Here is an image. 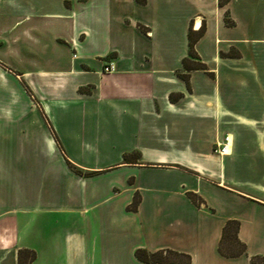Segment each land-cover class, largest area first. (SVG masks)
<instances>
[{
  "label": "crops",
  "instance_id": "obj_1",
  "mask_svg": "<svg viewBox=\"0 0 264 264\" xmlns=\"http://www.w3.org/2000/svg\"><path fill=\"white\" fill-rule=\"evenodd\" d=\"M21 250L264 264V0H0V264Z\"/></svg>",
  "mask_w": 264,
  "mask_h": 264
},
{
  "label": "trees",
  "instance_id": "obj_2",
  "mask_svg": "<svg viewBox=\"0 0 264 264\" xmlns=\"http://www.w3.org/2000/svg\"><path fill=\"white\" fill-rule=\"evenodd\" d=\"M195 38L193 39L191 34H189V56L194 57L195 53L193 51V44H194ZM230 226V223L228 224ZM224 229L223 232V238L221 241V244L219 246V251L222 254H225L226 256H239L244 252V245L240 244L238 240L236 239V236L234 234H230L233 230H236V228L228 227ZM235 228V229H234ZM229 242V244L232 247L237 248L234 253H226L224 251V243ZM136 258L144 263L147 264H190V258L187 255L176 253V252H155V253H149L145 250H137L135 252ZM35 259V254L33 251L30 250H21L18 252V264H32V262Z\"/></svg>",
  "mask_w": 264,
  "mask_h": 264
},
{
  "label": "rangeland",
  "instance_id": "obj_3",
  "mask_svg": "<svg viewBox=\"0 0 264 264\" xmlns=\"http://www.w3.org/2000/svg\"><path fill=\"white\" fill-rule=\"evenodd\" d=\"M53 57V53L51 52V50L46 51L42 54H40V57H38L39 59L36 60V63L38 66H43L44 68H48V66H50V64H52L51 60ZM52 68V66H51Z\"/></svg>",
  "mask_w": 264,
  "mask_h": 264
},
{
  "label": "built area",
  "instance_id": "obj_4",
  "mask_svg": "<svg viewBox=\"0 0 264 264\" xmlns=\"http://www.w3.org/2000/svg\"><path fill=\"white\" fill-rule=\"evenodd\" d=\"M113 69L110 67L108 69H105V71H112Z\"/></svg>",
  "mask_w": 264,
  "mask_h": 264
},
{
  "label": "bare ground",
  "instance_id": "obj_5",
  "mask_svg": "<svg viewBox=\"0 0 264 264\" xmlns=\"http://www.w3.org/2000/svg\"><path fill=\"white\" fill-rule=\"evenodd\" d=\"M197 24H200L199 22Z\"/></svg>",
  "mask_w": 264,
  "mask_h": 264
}]
</instances>
